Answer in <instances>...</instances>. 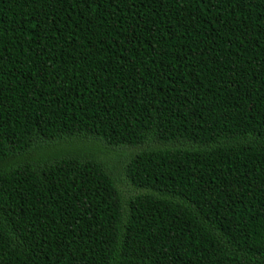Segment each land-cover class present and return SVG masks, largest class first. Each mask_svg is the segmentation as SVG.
I'll return each mask as SVG.
<instances>
[{
	"label": "trees",
	"instance_id": "1",
	"mask_svg": "<svg viewBox=\"0 0 264 264\" xmlns=\"http://www.w3.org/2000/svg\"><path fill=\"white\" fill-rule=\"evenodd\" d=\"M0 264H264V0H0Z\"/></svg>",
	"mask_w": 264,
	"mask_h": 264
},
{
	"label": "rangeland",
	"instance_id": "2",
	"mask_svg": "<svg viewBox=\"0 0 264 264\" xmlns=\"http://www.w3.org/2000/svg\"><path fill=\"white\" fill-rule=\"evenodd\" d=\"M83 141H84L83 144H82L83 147H82V149H80L79 152L82 155H86L87 153L97 154L96 156L98 157V150H97L98 147L96 145H93V142H95V143L99 142L97 140V138H94V137H85V139ZM51 147H52L51 144H48L47 147H46V151H48L51 154V156H53L55 154V152L58 153V154L65 155L66 154L65 151H70L69 145L67 147H63L62 145L55 144V145H53L52 148ZM102 149L104 151L110 153V154H116L115 153V150L113 148H111V147H108L106 149L102 148ZM46 151H39V150H37V151L33 152L32 153L33 154L32 157H33V159H35L34 161H42V159L48 155V154H46ZM88 151H90V152H88ZM83 158H84V156H83ZM109 158L111 160H113L114 162H116V161L119 160L118 158L117 159H113L111 157V155H109ZM25 160L27 161L26 157H25Z\"/></svg>",
	"mask_w": 264,
	"mask_h": 264
}]
</instances>
